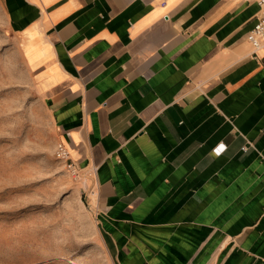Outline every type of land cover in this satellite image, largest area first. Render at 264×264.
Here are the masks:
<instances>
[{"label": "crops", "instance_id": "1", "mask_svg": "<svg viewBox=\"0 0 264 264\" xmlns=\"http://www.w3.org/2000/svg\"><path fill=\"white\" fill-rule=\"evenodd\" d=\"M0 3L114 264H264L256 2Z\"/></svg>", "mask_w": 264, "mask_h": 264}, {"label": "rangeland", "instance_id": "2", "mask_svg": "<svg viewBox=\"0 0 264 264\" xmlns=\"http://www.w3.org/2000/svg\"><path fill=\"white\" fill-rule=\"evenodd\" d=\"M57 142L0 3V264H114L92 175L74 177Z\"/></svg>", "mask_w": 264, "mask_h": 264}, {"label": "built area", "instance_id": "3", "mask_svg": "<svg viewBox=\"0 0 264 264\" xmlns=\"http://www.w3.org/2000/svg\"><path fill=\"white\" fill-rule=\"evenodd\" d=\"M244 1H254L260 7V14L254 27L248 34L247 40L252 45L254 52L264 51V0H244ZM226 149L225 145H218L216 147L217 153H222ZM246 149V147H244ZM55 156L58 160L64 163L68 170L74 175V177H79L85 180V177H90L91 173L84 171L77 162L73 159L71 151L62 142L58 141L55 146ZM85 183V181H84Z\"/></svg>", "mask_w": 264, "mask_h": 264}]
</instances>
